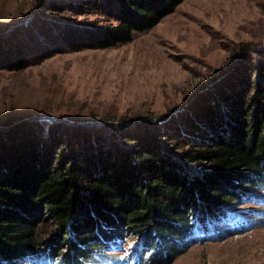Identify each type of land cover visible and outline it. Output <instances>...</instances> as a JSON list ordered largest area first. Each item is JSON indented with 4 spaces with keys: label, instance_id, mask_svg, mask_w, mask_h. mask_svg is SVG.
Returning a JSON list of instances; mask_svg holds the SVG:
<instances>
[{
    "label": "trees",
    "instance_id": "obj_1",
    "mask_svg": "<svg viewBox=\"0 0 264 264\" xmlns=\"http://www.w3.org/2000/svg\"><path fill=\"white\" fill-rule=\"evenodd\" d=\"M113 1L105 23L80 27L71 48L127 44L184 2ZM16 31L0 33V70L32 65ZM249 62L182 125L164 127L162 116L1 121L0 264H151L217 221L264 223V64ZM243 194L260 207H238Z\"/></svg>",
    "mask_w": 264,
    "mask_h": 264
},
{
    "label": "rangeland",
    "instance_id": "obj_2",
    "mask_svg": "<svg viewBox=\"0 0 264 264\" xmlns=\"http://www.w3.org/2000/svg\"><path fill=\"white\" fill-rule=\"evenodd\" d=\"M112 9L113 0H0V33L17 29L14 43L32 59L25 70H0V122L35 117L47 127L53 117L162 116L170 117L164 127L182 125L245 75L239 71L251 59L264 64V0H184L127 44L78 51L67 44L80 27L104 24ZM51 224L40 226L41 235ZM216 224L195 229L189 247L167 258L157 253L151 264H264V223Z\"/></svg>",
    "mask_w": 264,
    "mask_h": 264
},
{
    "label": "water",
    "instance_id": "obj_3",
    "mask_svg": "<svg viewBox=\"0 0 264 264\" xmlns=\"http://www.w3.org/2000/svg\"><path fill=\"white\" fill-rule=\"evenodd\" d=\"M5 126H2V128L1 129H3Z\"/></svg>",
    "mask_w": 264,
    "mask_h": 264
}]
</instances>
